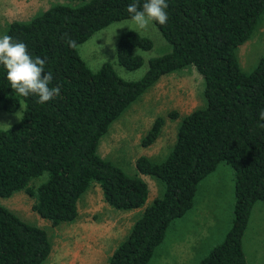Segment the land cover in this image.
I'll return each instance as SVG.
<instances>
[{"label": "trees", "instance_id": "trees-1", "mask_svg": "<svg viewBox=\"0 0 264 264\" xmlns=\"http://www.w3.org/2000/svg\"><path fill=\"white\" fill-rule=\"evenodd\" d=\"M76 1L75 6H50L27 21H11L3 33L25 43L32 58L46 61L45 72L54 78L49 87L59 86L60 94L45 104L16 95L0 65L1 108L12 112L20 102L24 106L20 119L0 130V198L22 190L32 198V211L58 226L76 220L77 200L97 184L111 208H142L106 264H146L170 221L192 206L199 181L222 161L233 174L231 223L197 264H245L242 233L254 202L264 203V129L258 127L264 123L259 120L264 54L244 73L234 51L252 31L264 0H167V23H152L170 51L150 58L133 81L118 77L109 63L91 71L66 41L78 45L111 22L129 19L126 9L134 0ZM150 46L148 38L124 32L116 41V61L136 69L141 58L132 49ZM185 66L202 79L201 103L182 115L167 112L178 119L167 155L159 162L136 157L132 176L97 155L109 123L162 75ZM163 124L162 117L154 118L140 145L153 143ZM42 173L46 178L31 186ZM140 174L162 187L145 206L148 188ZM50 249L43 228L0 204V264H41Z\"/></svg>", "mask_w": 264, "mask_h": 264}, {"label": "rangeland", "instance_id": "rangeland-1", "mask_svg": "<svg viewBox=\"0 0 264 264\" xmlns=\"http://www.w3.org/2000/svg\"><path fill=\"white\" fill-rule=\"evenodd\" d=\"M13 1L22 3L26 9L14 7ZM79 3L76 0H0V35L5 32L8 22L27 21L50 6H75ZM24 12L25 15H22ZM7 13L11 17H7ZM128 31L151 42L147 50L132 49L131 53L141 58L140 66L133 70L124 69L115 57L116 41L119 35ZM169 51V43L153 23L141 31L136 29L130 18L111 22L76 47L77 54L91 71L97 70L103 63H109L115 74L125 81L140 78L150 58ZM234 53L238 68L244 73L251 71L259 56L264 54V10L257 17L246 40L235 48ZM202 88L200 75L190 66L162 75L109 123L96 145L97 155L129 176L136 173L134 159L140 155H150V160L154 162L161 161L171 149L178 120L168 118L167 112L174 110L182 115L198 106ZM23 107L20 102L14 111L6 112L0 104V130L8 129L17 122ZM156 117L164 119L161 134L152 145L143 148L140 139ZM139 176L148 188L145 206L153 197L160 195L162 187L149 176ZM45 178L46 174L42 173L34 177L30 185L34 186ZM232 203L233 174L230 167L221 161L199 181L192 206L181 217L170 221L146 264H197L213 245L222 241L231 223ZM0 204L24 221L45 230L51 249L41 264H95L94 253L101 254L105 253V249H113L142 209L121 211L111 208L103 201L97 184L79 197L78 218L68 224L51 226L40 218L31 209L32 198L22 190L7 198H0ZM241 246L245 264H264V203L261 201H255L251 207ZM105 258L99 264H105Z\"/></svg>", "mask_w": 264, "mask_h": 264}, {"label": "clouds", "instance_id": "clouds-1", "mask_svg": "<svg viewBox=\"0 0 264 264\" xmlns=\"http://www.w3.org/2000/svg\"><path fill=\"white\" fill-rule=\"evenodd\" d=\"M167 0H144L142 6L138 0L127 6L131 23L138 30H146L152 22L165 25L169 19L166 9ZM69 47H77L75 40H67ZM0 65L7 74L11 89L21 97L35 96L37 103L45 104L59 96L60 88L49 87L53 81L51 71L45 72L46 61L39 56L32 58L23 42L14 41L7 33L0 35ZM259 120L264 121V110L259 113ZM264 129V123L258 124Z\"/></svg>", "mask_w": 264, "mask_h": 264}, {"label": "crops", "instance_id": "crops-1", "mask_svg": "<svg viewBox=\"0 0 264 264\" xmlns=\"http://www.w3.org/2000/svg\"><path fill=\"white\" fill-rule=\"evenodd\" d=\"M13 5H14V7H16V8H20V9H26V6L25 5H23L22 3H17V2H15V1H13ZM19 6V7H18ZM28 8V7H27ZM25 13L26 12H24L22 15H25ZM6 16L7 17H11V15H9L8 13L6 14ZM9 23V22H8ZM7 23V24H8ZM161 130H162V128H161ZM160 134H161V131H160ZM160 134L158 135V137L154 140V142L159 138V136H160ZM153 142V143H154ZM153 143H151L150 145H152ZM150 145H148V146H146V147H143V148H147V147H149ZM144 156H146V157H149L150 155H144ZM150 157H152V156H150ZM141 175V174H140ZM147 176V175H146ZM140 177V176H139ZM141 178V177H140ZM142 179V178H141ZM143 180V179H142ZM147 198V197H146ZM154 198V197H153ZM152 198V199H153ZM151 199V200H152ZM76 206H77V210H78V204H76ZM138 209V208H137ZM77 218H78V212H77ZM76 218V219H77ZM76 221V220H75ZM131 226V225H130ZM112 247L111 248H109L108 250L107 249H105L104 251H105V253L103 252V253H94V255L93 254H91V255H93V256H95L94 257V259L96 260L95 261V264H99V263H101V261H102V259H104L105 257V262H107V258L109 257V255H110V253H111V251L114 249H112ZM97 258H98V260H97ZM106 264V263H105Z\"/></svg>", "mask_w": 264, "mask_h": 264}]
</instances>
